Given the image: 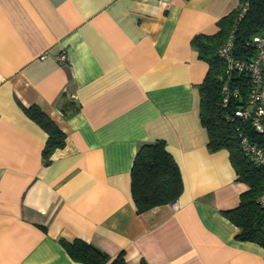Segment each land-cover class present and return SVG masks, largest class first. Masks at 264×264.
<instances>
[{"label":"crops","instance_id":"crops-1","mask_svg":"<svg viewBox=\"0 0 264 264\" xmlns=\"http://www.w3.org/2000/svg\"><path fill=\"white\" fill-rule=\"evenodd\" d=\"M238 0H0V264H85L76 238L126 264H264L223 214L248 185L199 117L208 64L191 39ZM67 53L61 63L57 56ZM77 108L64 114L60 105ZM38 106L65 133L46 163ZM162 139L178 198L138 213L130 170ZM108 264V263H105Z\"/></svg>","mask_w":264,"mask_h":264},{"label":"trees","instance_id":"trees-1","mask_svg":"<svg viewBox=\"0 0 264 264\" xmlns=\"http://www.w3.org/2000/svg\"><path fill=\"white\" fill-rule=\"evenodd\" d=\"M243 5L246 9L240 15ZM216 24V32L198 33L191 39L199 58L208 64L199 85V117L208 133L209 149H226L237 179L248 185L240 193L237 206L223 210L222 214L238 227L237 239L253 241L264 247V207L258 202V197L264 192V168L243 153L237 128L260 145H264V132H257L249 121L234 114L237 108L247 104L250 83L246 72H231L229 79L233 86L239 88V96L230 97L225 106L222 104L221 77L226 66L217 53L219 46L232 34L233 51L237 58L250 59L255 55L252 37L264 28V0H238V6L220 17ZM22 107L48 134L42 149V157L48 163L54 150L64 146L65 133L38 106ZM76 108L72 101L60 105L66 115ZM182 189L179 167L166 149L164 140L140 144L130 170V190L136 211L140 213L156 205L174 202ZM60 241L76 261L85 264H126L122 251L111 257L94 244L79 238L71 242Z\"/></svg>","mask_w":264,"mask_h":264},{"label":"built area","instance_id":"built-area-1","mask_svg":"<svg viewBox=\"0 0 264 264\" xmlns=\"http://www.w3.org/2000/svg\"><path fill=\"white\" fill-rule=\"evenodd\" d=\"M246 5L240 7V15L245 11ZM255 46V55L250 59H240L234 55L233 35L230 34L217 49L219 58L225 62V74L222 78V104L227 105L230 97L239 96V88L233 86L229 79L231 72H246L249 76V93L247 104L234 111L235 116L249 121L259 133L264 132V28L252 37ZM57 59L63 63L67 61V53L61 52ZM237 136L243 153L264 168V145L253 141L240 128ZM259 204L264 207V192L258 197Z\"/></svg>","mask_w":264,"mask_h":264}]
</instances>
